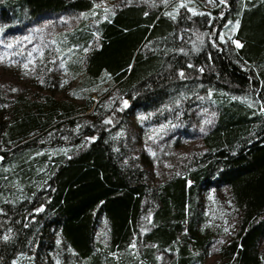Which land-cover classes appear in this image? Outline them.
I'll return each instance as SVG.
<instances>
[{
  "label": "trees",
  "instance_id": "trees-1",
  "mask_svg": "<svg viewBox=\"0 0 264 264\" xmlns=\"http://www.w3.org/2000/svg\"><path fill=\"white\" fill-rule=\"evenodd\" d=\"M211 2L173 16L146 3L0 0V38L60 28L36 52L42 88L11 98L0 88V264H264V0ZM188 93L214 105L200 126L188 104L177 120L204 149L152 184L146 153L116 131ZM221 189L232 226L210 262L221 228L205 197Z\"/></svg>",
  "mask_w": 264,
  "mask_h": 264
},
{
  "label": "rangeland",
  "instance_id": "rangeland-1",
  "mask_svg": "<svg viewBox=\"0 0 264 264\" xmlns=\"http://www.w3.org/2000/svg\"><path fill=\"white\" fill-rule=\"evenodd\" d=\"M98 1L101 2L102 0ZM107 1L116 4L127 2L146 3L151 7L161 6L173 16H176L178 10L184 6L192 13H196L202 6H212L211 0ZM68 28H70L68 25L64 26V29ZM236 28L237 22L231 23L225 31L220 33V38H230L235 33ZM59 29L58 27L53 28L44 22L36 25L26 34H10L0 38V88L5 96L11 98L16 93L25 90L42 88L40 86L42 81L41 70L47 64V61L36 52L49 37V34ZM233 44L235 46L240 45L237 40H234ZM57 77L60 79L65 78L62 71L58 72ZM65 84L71 85L69 79L65 80ZM55 93L59 97L70 96L68 89L64 90L57 86ZM188 95H192V93L177 95L154 112L144 115L133 114L116 131V136L121 138L125 145L129 140L128 148L134 155L139 156L143 152L146 153V162L150 170L152 184L164 181L181 172L193 156L204 149L201 139H191L189 135L179 131L178 126L180 125L177 120L182 113V106L188 104V108L193 113V119L199 120L196 126H200L197 124L209 121L214 115V105L209 95L191 96L192 99ZM116 97L115 92L108 93L103 101V108L108 109L114 103ZM241 100L251 107H256V100L249 95L241 97ZM95 101H98L97 97H95ZM156 116L160 118L159 122L156 124L149 123ZM192 126L194 127V124L190 125V127ZM228 204L226 189H221L215 194H208L205 197L209 224L217 229L218 227L221 228L216 246L210 249L208 256L210 262L217 258L218 246L220 243L226 242L229 235V226H232ZM95 239L104 245L108 243V224L103 217L98 221ZM261 251L264 253V239L261 242Z\"/></svg>",
  "mask_w": 264,
  "mask_h": 264
},
{
  "label": "snow or ice",
  "instance_id": "snow-or-ice-1",
  "mask_svg": "<svg viewBox=\"0 0 264 264\" xmlns=\"http://www.w3.org/2000/svg\"><path fill=\"white\" fill-rule=\"evenodd\" d=\"M237 46L239 47L240 45L238 44Z\"/></svg>",
  "mask_w": 264,
  "mask_h": 264
}]
</instances>
